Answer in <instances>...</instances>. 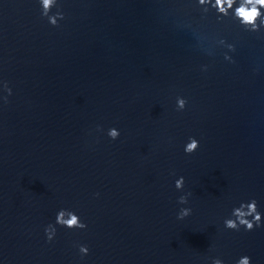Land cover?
I'll use <instances>...</instances> for the list:
<instances>
[{"label": "water", "instance_id": "obj_1", "mask_svg": "<svg viewBox=\"0 0 264 264\" xmlns=\"http://www.w3.org/2000/svg\"><path fill=\"white\" fill-rule=\"evenodd\" d=\"M197 2L57 0L53 27L0 0V264H264V227L224 226L253 199L264 224V30Z\"/></svg>", "mask_w": 264, "mask_h": 264}, {"label": "clouds", "instance_id": "obj_2", "mask_svg": "<svg viewBox=\"0 0 264 264\" xmlns=\"http://www.w3.org/2000/svg\"><path fill=\"white\" fill-rule=\"evenodd\" d=\"M41 5V16L47 18L49 24L53 27H58V21L63 20L64 14L57 10L55 14H50L52 9L57 6V0H39ZM197 6L202 9L204 14H207L210 10L215 11L218 20L221 18H230L236 21L240 27L245 31L252 33H260L264 30V0H198ZM221 45L226 46L229 51H235V48L231 44H225L224 40H220ZM226 60H231L229 56H225ZM3 91L7 93L3 97L4 103H7V97L12 95V91L7 82L3 83ZM187 101L183 98L177 97V110L183 111L186 107ZM97 131L102 129L97 128ZM107 135L113 141L119 138V131L115 128L109 129ZM199 147V142L195 138H189V142L186 144L184 151L185 154L191 155ZM177 190H183L184 179L181 177L175 182ZM98 195V194H97ZM188 195H191L189 193ZM188 195L181 196L178 203L181 205L188 203ZM191 215L190 208H181L177 219L184 220ZM232 217L224 221V226L228 230L239 231L240 228H244L245 231L251 232L255 228L264 227L262 224V215L258 211L257 202L255 199L248 203H241L238 208L233 209ZM251 218V219H249ZM55 225L60 227L72 229H86L87 225L82 223L79 216L69 210L61 209L55 218ZM49 224L45 228V235L48 242H51L56 235V226ZM80 255L87 256L89 249L87 246H79ZM212 264H223L219 258L213 259ZM237 264H251V258L248 256L241 257Z\"/></svg>", "mask_w": 264, "mask_h": 264}]
</instances>
